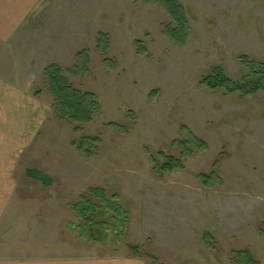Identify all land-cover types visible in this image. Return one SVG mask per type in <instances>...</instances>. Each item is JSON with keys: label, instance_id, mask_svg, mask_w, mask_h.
Wrapping results in <instances>:
<instances>
[{"label": "rangeland", "instance_id": "374dc122", "mask_svg": "<svg viewBox=\"0 0 264 264\" xmlns=\"http://www.w3.org/2000/svg\"><path fill=\"white\" fill-rule=\"evenodd\" d=\"M168 1L41 0L0 44V132L14 134L0 147L18 182L0 261L264 264V0ZM219 72L258 90L204 84ZM164 157L184 169L163 173ZM87 202L110 238L109 204L126 213L118 246L72 229Z\"/></svg>", "mask_w": 264, "mask_h": 264}, {"label": "crops", "instance_id": "0c3cea01", "mask_svg": "<svg viewBox=\"0 0 264 264\" xmlns=\"http://www.w3.org/2000/svg\"><path fill=\"white\" fill-rule=\"evenodd\" d=\"M41 0H0V44H11L28 22ZM6 83V82H5ZM4 86V83H1ZM14 87V86H13ZM15 88V87H14ZM0 132V139L13 137ZM1 142V141H0ZM0 147V224L14 201L17 164L14 151ZM114 253L106 256L44 257L39 259H1L0 264H143L137 256Z\"/></svg>", "mask_w": 264, "mask_h": 264}, {"label": "trees", "instance_id": "16d2710c", "mask_svg": "<svg viewBox=\"0 0 264 264\" xmlns=\"http://www.w3.org/2000/svg\"><path fill=\"white\" fill-rule=\"evenodd\" d=\"M164 4L166 6L170 5V1L168 0H163ZM253 1V0H252ZM170 12L172 11L171 9H168ZM204 84H207L211 89H225L227 92L235 91V90H240L244 93V95H251L256 93L258 89H256L255 86L249 84H245V86L239 85H234L231 80H228L222 73H218L215 77L208 76L204 80ZM235 89V90H233ZM73 104L74 102L71 101ZM79 110H76L73 115H75V119H81L83 116L80 115ZM78 116V118H77ZM86 117V116H85ZM156 161V160H154ZM164 161L166 162L161 170L163 173H168L176 170H183L184 165L181 160H177L174 158L170 157H164ZM28 175L33 176L34 179L40 180L44 183L46 180V177L41 175L38 171H28ZM202 180L206 183L207 179L205 176H202ZM111 210L113 211L112 214V220L114 222V229L117 232L116 236L114 238H110L109 236V231L106 228V224L99 221L95 222L93 220V215L95 212L101 210V207H98L96 205H92L91 203H85L84 205L81 204L80 206H77L75 208L77 214L82 218V220L85 222L84 226H74L72 225V229L78 231V233L85 238L88 241L91 242H99L103 245L107 244H112L113 246H118L120 244L121 237L123 236V232L126 229V221H127V215L123 211V209L115 204V203H110L109 204ZM89 216V217H88ZM91 216V217H90ZM261 234L264 237V225L263 228L261 229ZM206 240L207 236H206ZM132 250L135 251L134 248H131ZM133 253V251H131ZM237 263L238 264H257V262L251 258L248 254H241L237 253Z\"/></svg>", "mask_w": 264, "mask_h": 264}]
</instances>
